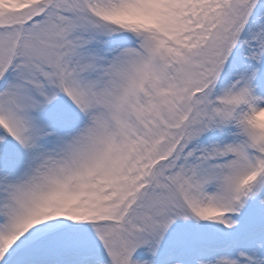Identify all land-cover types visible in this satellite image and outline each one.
<instances>
[{
	"label": "snow or ice",
	"instance_id": "1",
	"mask_svg": "<svg viewBox=\"0 0 264 264\" xmlns=\"http://www.w3.org/2000/svg\"><path fill=\"white\" fill-rule=\"evenodd\" d=\"M0 264H264V0H0Z\"/></svg>",
	"mask_w": 264,
	"mask_h": 264
}]
</instances>
